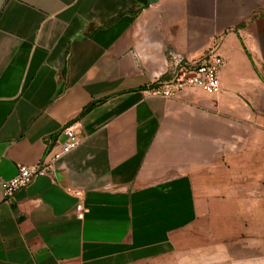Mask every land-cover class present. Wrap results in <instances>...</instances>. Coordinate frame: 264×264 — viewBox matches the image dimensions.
Here are the masks:
<instances>
[{
  "label": "crops",
  "instance_id": "obj_1",
  "mask_svg": "<svg viewBox=\"0 0 264 264\" xmlns=\"http://www.w3.org/2000/svg\"><path fill=\"white\" fill-rule=\"evenodd\" d=\"M214 48L219 95L147 93ZM73 125L0 189V264H264V0H0V181Z\"/></svg>",
  "mask_w": 264,
  "mask_h": 264
},
{
  "label": "built area",
  "instance_id": "obj_2",
  "mask_svg": "<svg viewBox=\"0 0 264 264\" xmlns=\"http://www.w3.org/2000/svg\"><path fill=\"white\" fill-rule=\"evenodd\" d=\"M217 52V49L214 48L206 60L200 64L178 60L176 68L171 73L172 77L167 80L158 78L148 87L147 93L152 96L173 99L187 89L197 88L207 94L219 95L222 89L220 73L225 62ZM62 134L66 138L65 142L58 151L52 153L48 160L32 167L21 166L14 178L0 181V189L4 198H13L21 190L28 188L38 176L54 171L57 163L79 146L80 140L75 125L65 128ZM71 193L79 200L76 207L77 216L80 220H84L88 214L85 193L80 190Z\"/></svg>",
  "mask_w": 264,
  "mask_h": 264
},
{
  "label": "rangeland",
  "instance_id": "obj_3",
  "mask_svg": "<svg viewBox=\"0 0 264 264\" xmlns=\"http://www.w3.org/2000/svg\"><path fill=\"white\" fill-rule=\"evenodd\" d=\"M203 195H205V199H209L208 201L211 200H221L226 196H236L237 193H242L243 190H237V189H228V191L226 192V190H222L221 188H212V189H208V190H203ZM202 192L200 191V193L202 194ZM207 192V193H206ZM207 195V196H206ZM226 195V196H225ZM231 207H236V205H231ZM221 206L218 205V210H220ZM233 260V259H232ZM233 264H236V261L234 260Z\"/></svg>",
  "mask_w": 264,
  "mask_h": 264
}]
</instances>
